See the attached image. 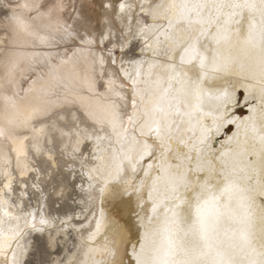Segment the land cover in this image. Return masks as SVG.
Masks as SVG:
<instances>
[{"label": "snow or ice", "instance_id": "1", "mask_svg": "<svg viewBox=\"0 0 264 264\" xmlns=\"http://www.w3.org/2000/svg\"><path fill=\"white\" fill-rule=\"evenodd\" d=\"M65 6L66 0L18 3L0 22V46L15 47L24 33L49 49L14 53L0 67V264H85L49 256L73 216L65 212L61 219L48 209L68 198L94 226L87 240L99 235L104 255H116L123 238L101 234L103 207L97 215L83 205L133 195L138 207L144 196L151 204L141 218L139 247L132 245L135 264H264V0H120L124 20L136 25L131 34L138 32L146 45L153 39L168 60L166 87L123 71L130 51L123 29L119 36H95L87 20L63 25ZM137 9L151 24L141 22ZM23 11L35 13L31 23ZM57 36L79 47L71 55L53 51ZM25 86L35 95L31 115L22 119L17 102L27 96ZM78 91L92 97L83 118L62 115L67 94ZM250 97L258 105L237 117L240 100L247 106ZM208 101L213 103L205 112ZM227 124L238 131L221 146L225 150L214 151L212 140ZM25 133L35 161L25 151ZM89 162L93 166L84 172ZM138 169L143 178L130 182ZM83 176L87 187L76 183Z\"/></svg>", "mask_w": 264, "mask_h": 264}, {"label": "bare ground", "instance_id": "2", "mask_svg": "<svg viewBox=\"0 0 264 264\" xmlns=\"http://www.w3.org/2000/svg\"><path fill=\"white\" fill-rule=\"evenodd\" d=\"M43 0H20L19 3H29L30 5H40ZM82 2L79 3L76 10H72V0H66V6L64 8V11L59 15V21L63 25H71V26H77L79 23V20H87L90 22L92 31L95 36H99L102 32H112L116 35L121 34V29H123L124 34L128 35V41L132 37H139V40L142 41V50L141 55L142 57H138L137 59L134 58V60H131L127 63L122 64V69L124 72L129 74V77L131 79H135L136 73H140V79L148 82H155L157 80L160 81L161 87H166V81L168 79V73L165 71L164 65L168 63V60L164 57V55L161 54L160 49L156 48L155 42L153 39L149 38L147 40V45H151V47L147 46L145 43V39L137 32L136 35H132L131 31L133 28L136 27V25L131 21H125L124 16L122 13L118 10V3L120 0H97L100 5V15H99V25L97 26L96 20L93 19L91 16V9L88 6L87 3H85L88 0H81ZM138 3H144L147 4L150 2V0H136ZM17 5V4H16ZM71 5V6H69ZM16 7V6H14ZM99 9V7H98ZM13 11V10H12ZM41 11H44L41 9ZM93 11V10H92ZM98 11V10H97ZM137 15H139L140 20L142 23H148L151 24V20H145L144 14L139 13V10L137 9ZM66 13V14H65ZM22 14L25 16V18L28 20L29 23H31V17L34 14V12L29 11H23ZM11 16V15H10ZM44 24H47L46 20L41 21ZM83 31V30H82ZM41 35H46V32H41ZM150 35V34H149ZM79 44H73L71 40H64L60 41L59 37L57 36V46L51 50L56 52H64L65 50H69V55H71V49L78 48ZM101 48L104 47V45H100ZM49 49L47 47L41 46L38 43L34 44V40L32 37H29L25 35L24 33L18 34V39L16 40V46H8L5 49V52L0 56V67L3 66V61L9 58H12L14 53L17 52H42V51H48ZM94 51L98 49H93ZM154 50L155 53L154 54ZM117 56V63L115 65L116 68L121 67V60L119 59V56ZM106 62L104 67L108 69V71H112L113 69L109 67L107 64V58H105ZM129 60V59H126ZM20 68L22 71L26 72L28 69L27 61L23 58L19 59L18 61ZM17 80L20 79V74L17 73L16 75ZM102 79L106 80L107 77H103ZM131 79H126L127 83L131 82ZM27 96L24 97V99L18 100V106L20 111L21 118H26L27 116L31 115L30 112V105L29 101H31L35 95L34 91L35 89H38L40 87L39 82L32 85L33 90H28L27 86ZM241 90V89H240ZM238 90L237 96L241 94V91ZM100 91H103V89H100ZM250 102L248 104V109H250L253 106L258 105L259 100L258 98H249ZM67 103L62 104L61 106L65 109V112L62 113V115H67L69 112L75 113L77 116H80L83 118V113L85 112L87 106L92 102V97L89 96L87 91H78L75 94H67ZM242 100H240L241 102ZM212 101H208L205 106V112H208L211 110ZM244 103V100H243ZM129 113H131V108H129ZM235 115L237 117H242L240 115V110L238 108L235 109ZM249 115L246 113L244 116ZM243 116V117H244ZM37 120H41L43 118L37 117ZM199 119L203 121L204 123H209L211 120V117L209 116H200ZM47 123V121H45ZM193 124L195 125V121H193ZM230 124H227L225 127L221 128V130L216 133L212 140V149L214 151L216 150H225L222 149V145L228 144V138L233 135V133H237L238 129L235 126V129L232 133H229L228 130L230 129ZM35 127L39 128L40 124L36 123ZM228 133L225 139H222V134ZM25 135L29 136V139L24 141L25 151L28 152V155L35 161L37 160V157L33 156V141L31 139L30 133H25ZM241 137H242V130H241ZM107 142H104L101 144L102 148L107 147ZM89 147H92V145H89ZM68 151H71V148L69 147ZM39 159H43V156H40ZM38 162V161H37ZM93 164L91 162L88 163L87 167L83 170L84 172H87L88 168L92 167ZM77 168L79 170V165H77ZM143 178V173L137 170V173L135 176L129 175L128 179L132 183H138L139 179ZM83 185L84 187L88 186L89 180L87 176H83ZM143 207L137 206V197L131 196V197H123V198H117V199H106L103 205H100L97 201L95 206H90L87 203H85L84 207L88 211H96L97 215L99 213V208L103 207L105 212V218L103 221V227L101 229V234L104 232L108 233V239H115L117 237L123 238V246L122 247H116L113 249V251L116 253V255L108 257L105 256L102 249L104 247V241L100 239V236L97 235L92 241H88L87 237L89 236L90 231L93 230L94 226H89L88 220H85L83 213L79 216L73 215L72 213L69 215H72L73 218L68 222L66 225V231L62 233L59 237H57L58 241H65V239L70 235V232H74L78 239V247L75 250L74 253H72L67 260L74 259L78 262H85V264H92V261H96L97 264H103L105 260H123V264H135V257L132 253V245L136 244L137 248L139 247L138 240L143 235L144 228L141 224V218H145L150 214V208L151 204L147 200V197H143ZM55 207H50L48 209L49 213L51 215H55ZM61 219L65 218L64 216L58 215ZM91 219V217L89 218ZM146 222V221H145ZM83 225V228H82ZM22 226V225H21ZM58 244V243H57ZM56 244V245H57ZM55 245V246H56ZM59 261V259H56Z\"/></svg>", "mask_w": 264, "mask_h": 264}, {"label": "rangeland", "instance_id": "3", "mask_svg": "<svg viewBox=\"0 0 264 264\" xmlns=\"http://www.w3.org/2000/svg\"><path fill=\"white\" fill-rule=\"evenodd\" d=\"M19 2H20V0H0V22H2L5 17H9L10 15H12V13H13L12 10H16V7H14V6H17L16 4H18ZM43 2H44V0L42 1V3ZM80 2H82V1L81 0H72V3H74V4H72V8H73L72 10L73 11L76 10V8ZM85 3H87L88 6L90 7L91 16L93 17V19L96 20V24L98 26L99 25L98 18H99V15L101 13L99 11L101 4L97 0H88ZM5 5H7V7ZM98 7H99V9H98ZM42 10H44V9H42ZM34 15H35V13L32 16H34ZM3 35H4V33L0 32V36H3ZM119 35L120 34L118 33V36ZM141 43H142V41L139 40V37H132L128 41L127 47H128V49H130V51H128V55L123 57V63H127L131 60H134V58L137 59L139 56L142 57V55H141L142 44ZM7 47L8 46H0V56L3 54V52H5V49ZM116 54L120 57L119 52H117ZM126 59H129V60H126ZM240 91H241V94L239 95V97H242L245 93H244L243 89H241ZM241 100L242 101L240 102V106L238 107V109L240 110V115L243 117L246 113L248 114V111H249L248 108L249 107H248V105L245 106V104L243 103V99H241ZM228 126H230V129L228 130V132L232 133L235 129L234 124H230ZM227 134L228 133L222 134V139H225ZM76 183L77 184H83L84 183L83 178L82 179L78 178ZM83 198L84 197H82V196L77 197V199H83ZM83 207H84V205H83ZM53 210H55V216L60 215L62 217L65 215V212H67L68 215L71 213L73 214V211H74L75 215L79 216L82 212V206L73 203L72 199L68 198L67 204H65L64 206H61L59 209H57L55 207V209H53ZM42 239L46 240V237H44ZM78 242H79V239H78L77 235L74 232H70V235L65 239V241L59 240L58 244L51 249V251L49 253L50 258L52 260H56L58 258L59 260L67 261L68 257L72 253H74L75 250L77 249ZM37 258H39V257H37Z\"/></svg>", "mask_w": 264, "mask_h": 264}]
</instances>
